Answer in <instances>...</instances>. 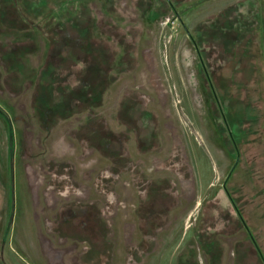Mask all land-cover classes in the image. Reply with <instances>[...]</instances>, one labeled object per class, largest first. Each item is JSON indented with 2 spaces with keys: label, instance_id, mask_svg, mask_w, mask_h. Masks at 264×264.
<instances>
[{
  "label": "rangeland",
  "instance_id": "1",
  "mask_svg": "<svg viewBox=\"0 0 264 264\" xmlns=\"http://www.w3.org/2000/svg\"><path fill=\"white\" fill-rule=\"evenodd\" d=\"M88 17L126 58L95 110L109 158L23 75L37 28L78 43ZM0 264H264V0H0Z\"/></svg>",
  "mask_w": 264,
  "mask_h": 264
},
{
  "label": "trees",
  "instance_id": "2",
  "mask_svg": "<svg viewBox=\"0 0 264 264\" xmlns=\"http://www.w3.org/2000/svg\"><path fill=\"white\" fill-rule=\"evenodd\" d=\"M86 20V25L75 22L78 43L66 35V30L59 25L55 27L47 23L44 25L45 28H37L35 40L42 41L45 48L42 54L43 65L37 71L26 70L23 75L25 74L31 81L33 92L31 103L35 115L41 121H47L52 114L59 116L60 119H66L74 114L87 113L84 122L77 129L79 131L77 136L80 139H86L90 148H94L103 157L109 158L114 146H117V139L111 132L105 130L102 124H99L95 110L102 106L106 90L115 80L113 72L123 70L122 65L126 63V58H123L125 56L120 57L107 44H102L95 39L93 34L96 32L92 20L89 17ZM32 33L27 32L22 35L27 39L32 36L31 39H33L34 34ZM19 52H23V49ZM17 55H19L18 51L14 49H9V52L5 54V59L7 57L11 68L24 67ZM80 64L84 67L83 70L77 72L78 87L68 91L67 106L56 110L59 106H54L55 96L50 94V90H56L57 86L58 92L67 91V86L62 85L65 77L72 74L71 71ZM49 104L54 107L50 108ZM126 109L120 111L119 116L124 117L128 113ZM129 122L135 123L136 121L127 117L122 124L127 127Z\"/></svg>",
  "mask_w": 264,
  "mask_h": 264
},
{
  "label": "flooded vegetation",
  "instance_id": "3",
  "mask_svg": "<svg viewBox=\"0 0 264 264\" xmlns=\"http://www.w3.org/2000/svg\"><path fill=\"white\" fill-rule=\"evenodd\" d=\"M240 218V217H239Z\"/></svg>",
  "mask_w": 264,
  "mask_h": 264
}]
</instances>
